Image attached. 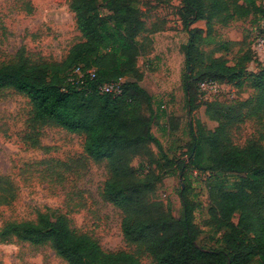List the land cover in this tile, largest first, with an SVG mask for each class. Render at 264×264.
Returning <instances> with one entry per match:
<instances>
[{
	"label": "trees",
	"instance_id": "obj_1",
	"mask_svg": "<svg viewBox=\"0 0 264 264\" xmlns=\"http://www.w3.org/2000/svg\"><path fill=\"white\" fill-rule=\"evenodd\" d=\"M257 1L183 0L178 15L189 34L183 87L192 141L189 162L166 156L164 174L152 167L141 173L131 166L136 156H152L150 144L163 151L152 132L153 98L142 85L144 74L138 67L150 35L159 30L148 25L137 0H70L82 41L62 63L33 62L23 52L12 62L0 63V91L11 88L27 97L36 123L84 136L86 155L107 164L103 199L121 210L124 240L136 249L106 252L96 239L72 230L65 215L51 211L40 212L33 221L6 223L0 241L49 245L67 264H141V256L155 264H264V132L244 146L236 145L232 137L233 127L247 118L264 124V68L250 72L249 54L234 65L217 57L230 42L214 37L215 24L226 26L253 14L264 18V6ZM201 22L205 28L197 26ZM210 45L214 48L205 52L203 47ZM76 67L94 69L96 80L68 83ZM120 79H124L120 96L97 89ZM205 80L237 88L248 85L254 92L232 104L207 103V116L218 123L213 131L193 116L201 107L198 89ZM187 172L209 175L210 223L219 237L209 236L194 221L197 205ZM167 174H178L185 185L178 220L164 204L150 198ZM15 198L12 182L0 177V205Z\"/></svg>",
	"mask_w": 264,
	"mask_h": 264
},
{
	"label": "rangeland",
	"instance_id": "obj_2",
	"mask_svg": "<svg viewBox=\"0 0 264 264\" xmlns=\"http://www.w3.org/2000/svg\"><path fill=\"white\" fill-rule=\"evenodd\" d=\"M147 23L159 32L150 35L151 43L138 59L144 74L143 87L152 95L154 111L153 134L160 140L163 151L154 144L147 154L136 156L131 166L145 173L152 167L165 173L166 156L177 161L187 160L191 144L188 116L185 108L184 78L186 74L184 46L189 34L178 15L183 0H137ZM70 0H0V63L16 60L23 52L33 62L62 63L70 49L80 41L75 14ZM264 6V0H258ZM205 28V23L199 25ZM215 39L230 42L228 50L216 54L230 65L240 57L252 55L246 64L250 72L264 68V49L257 40L264 38V18L253 14L236 19L228 25L215 24ZM214 45L204 46L209 52ZM216 48V47H215ZM216 95L198 89L201 107L193 113L207 130L218 123L206 114V104L213 101L232 104L244 101L254 92L248 86L237 88L220 84ZM145 114L150 115L146 110ZM264 124L256 118L238 122L232 129L233 141L244 146L259 139ZM84 136L68 133L56 126L33 120V108L27 97L11 88L0 91V177L16 189V198L9 205H0V230L8 222L36 220L40 212L65 215L71 229L96 239L106 252H135L124 240L121 223L123 214L103 199L109 177L107 164L95 163L84 151ZM261 144L264 145L262 140ZM154 162L150 164V161ZM194 192L196 225L209 236L219 237L210 223V202L207 183L209 175L187 172ZM183 182L178 174H167L155 185L150 198L165 205L178 220L182 216L180 191ZM141 264H155L148 256ZM0 264H67L49 245L33 246L13 239L0 241Z\"/></svg>",
	"mask_w": 264,
	"mask_h": 264
},
{
	"label": "built area",
	"instance_id": "obj_3",
	"mask_svg": "<svg viewBox=\"0 0 264 264\" xmlns=\"http://www.w3.org/2000/svg\"><path fill=\"white\" fill-rule=\"evenodd\" d=\"M258 48L264 49V38L260 37L257 40ZM96 71L94 69H84L81 67H76L71 76L68 78V83L70 84H79L84 85L89 82H94L96 80ZM124 79H120L116 82L105 83L99 85L97 89L104 94H110L113 96H120L123 93ZM199 88L202 92H206L211 95H216L221 88L220 84L211 81L205 80L200 82Z\"/></svg>",
	"mask_w": 264,
	"mask_h": 264
},
{
	"label": "water",
	"instance_id": "obj_4",
	"mask_svg": "<svg viewBox=\"0 0 264 264\" xmlns=\"http://www.w3.org/2000/svg\"><path fill=\"white\" fill-rule=\"evenodd\" d=\"M182 188H183V189L185 188V185H184V184L182 185Z\"/></svg>",
	"mask_w": 264,
	"mask_h": 264
}]
</instances>
